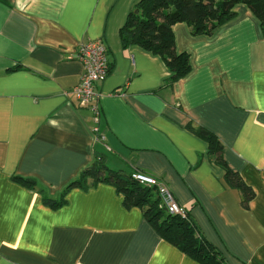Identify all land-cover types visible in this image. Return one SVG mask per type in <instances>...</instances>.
Here are the masks:
<instances>
[{
    "label": "crops",
    "instance_id": "1",
    "mask_svg": "<svg viewBox=\"0 0 264 264\" xmlns=\"http://www.w3.org/2000/svg\"><path fill=\"white\" fill-rule=\"evenodd\" d=\"M139 0H0V264H200L162 238L115 186L65 188L100 152L111 170L167 184L229 264H264V35L244 4L213 36L174 26L192 71L172 84L163 59L124 47ZM101 39L100 133L79 105V46ZM192 127L217 135L244 201ZM16 177L33 180L29 187Z\"/></svg>",
    "mask_w": 264,
    "mask_h": 264
},
{
    "label": "trees",
    "instance_id": "2",
    "mask_svg": "<svg viewBox=\"0 0 264 264\" xmlns=\"http://www.w3.org/2000/svg\"><path fill=\"white\" fill-rule=\"evenodd\" d=\"M238 4H244L252 11L264 35V0H139L121 29L122 44L124 47L138 45L160 56L170 72L166 84H172L192 71L191 55L177 50L174 26L185 23L193 36H213L236 17ZM190 128L207 142L210 160L227 169V179L233 178L244 194V201L250 199L252 189L228 168L217 135L202 126ZM133 173L111 170L105 164L104 155L96 152L94 161L70 182L60 200L44 196V202L58 207L65 202V193L72 188L87 189L99 182L112 184L123 195L126 207L141 208L144 217L162 238L200 264H229L222 252L202 236L188 211L184 216L170 213L157 187L141 184ZM15 179L29 187L34 184L30 179Z\"/></svg>",
    "mask_w": 264,
    "mask_h": 264
},
{
    "label": "built area",
    "instance_id": "3",
    "mask_svg": "<svg viewBox=\"0 0 264 264\" xmlns=\"http://www.w3.org/2000/svg\"><path fill=\"white\" fill-rule=\"evenodd\" d=\"M75 57L82 63L83 72L80 81L73 88V93L79 105L89 108L92 112V130L96 136L103 139L100 133L101 111L96 85L103 82L110 71L107 46L101 39L90 40L79 46ZM133 177L141 184L156 186L163 204L170 213L182 216L187 213L186 208L177 202L165 182L141 171H135Z\"/></svg>",
    "mask_w": 264,
    "mask_h": 264
}]
</instances>
